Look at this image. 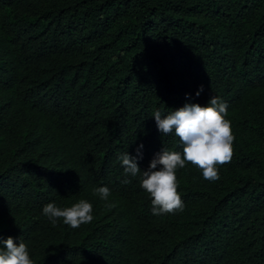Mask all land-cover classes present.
I'll return each mask as SVG.
<instances>
[{
	"label": "trees",
	"instance_id": "obj_1",
	"mask_svg": "<svg viewBox=\"0 0 264 264\" xmlns=\"http://www.w3.org/2000/svg\"><path fill=\"white\" fill-rule=\"evenodd\" d=\"M211 97L231 162L178 169L183 211L153 215L118 157L182 152L153 112ZM81 199L79 228L43 214ZM0 218L34 264H264V0H0Z\"/></svg>",
	"mask_w": 264,
	"mask_h": 264
},
{
	"label": "clouds",
	"instance_id": "obj_2",
	"mask_svg": "<svg viewBox=\"0 0 264 264\" xmlns=\"http://www.w3.org/2000/svg\"><path fill=\"white\" fill-rule=\"evenodd\" d=\"M203 86L197 91L199 96ZM227 104L219 97H211L206 106L186 103L178 110L162 116L160 110L153 112L158 130L166 135L174 132L182 144V152L163 148L151 160L147 170H141L138 159H142L143 145L137 148V155L122 153L118 159L126 176H140V186L149 194L152 214H175L184 209V202L179 192L177 170L187 164L198 168L205 180H219V167L231 162L234 155V135L231 121L227 119ZM131 181L125 179L123 183ZM94 193L107 201L111 195L107 186L94 189ZM112 207L114 205H107ZM43 214L53 226L59 219L65 225L79 228L94 219L93 206L81 199L70 207H59L50 202L43 207ZM0 264H34L28 246L20 240L19 244L12 237L0 240Z\"/></svg>",
	"mask_w": 264,
	"mask_h": 264
},
{
	"label": "rangeland",
	"instance_id": "obj_3",
	"mask_svg": "<svg viewBox=\"0 0 264 264\" xmlns=\"http://www.w3.org/2000/svg\"><path fill=\"white\" fill-rule=\"evenodd\" d=\"M0 223L6 224V220L0 218Z\"/></svg>",
	"mask_w": 264,
	"mask_h": 264
}]
</instances>
